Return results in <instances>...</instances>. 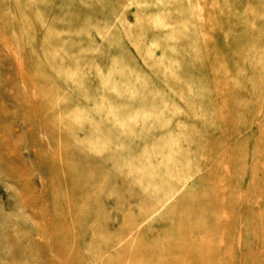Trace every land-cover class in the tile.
Instances as JSON below:
<instances>
[{"label":"rangeland","instance_id":"1","mask_svg":"<svg viewBox=\"0 0 264 264\" xmlns=\"http://www.w3.org/2000/svg\"><path fill=\"white\" fill-rule=\"evenodd\" d=\"M0 264H264V0H0Z\"/></svg>","mask_w":264,"mask_h":264}]
</instances>
